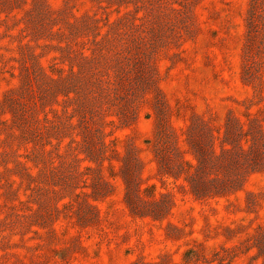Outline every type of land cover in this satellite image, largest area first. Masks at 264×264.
<instances>
[{"label":"rangeland","instance_id":"obj_1","mask_svg":"<svg viewBox=\"0 0 264 264\" xmlns=\"http://www.w3.org/2000/svg\"><path fill=\"white\" fill-rule=\"evenodd\" d=\"M0 264H264V0H0Z\"/></svg>","mask_w":264,"mask_h":264}]
</instances>
